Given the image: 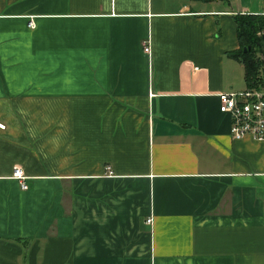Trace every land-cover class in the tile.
<instances>
[{"label": "crops", "instance_id": "0c3cea01", "mask_svg": "<svg viewBox=\"0 0 264 264\" xmlns=\"http://www.w3.org/2000/svg\"><path fill=\"white\" fill-rule=\"evenodd\" d=\"M263 2L0 0V264H264V143L217 98Z\"/></svg>", "mask_w": 264, "mask_h": 264}, {"label": "built area", "instance_id": "2783aa9c", "mask_svg": "<svg viewBox=\"0 0 264 264\" xmlns=\"http://www.w3.org/2000/svg\"><path fill=\"white\" fill-rule=\"evenodd\" d=\"M238 14H251L264 16V2L259 12L240 11ZM264 34V32H261ZM143 51L148 52L146 42H143ZM261 82L256 86H248L238 91H225L217 94L218 109L227 113L230 118L229 136L240 139L244 136L264 143V63L260 68ZM4 125L0 123V128ZM106 175H111L108 165L104 167ZM10 178L16 180L20 189L27 188L22 168L14 164L11 167ZM149 222V219L146 220Z\"/></svg>", "mask_w": 264, "mask_h": 264}, {"label": "trees", "instance_id": "16d2710c", "mask_svg": "<svg viewBox=\"0 0 264 264\" xmlns=\"http://www.w3.org/2000/svg\"><path fill=\"white\" fill-rule=\"evenodd\" d=\"M233 21L238 48L229 55L242 64L246 86H256L261 82L260 68L264 63V16L236 14Z\"/></svg>", "mask_w": 264, "mask_h": 264}, {"label": "rangeland", "instance_id": "374dc122", "mask_svg": "<svg viewBox=\"0 0 264 264\" xmlns=\"http://www.w3.org/2000/svg\"><path fill=\"white\" fill-rule=\"evenodd\" d=\"M243 3L244 2H246L247 0H241ZM243 7H246L247 6V4H241ZM237 80H236V84H240L241 86L243 85V82H244V80H243V74H242V71L239 69V68H237Z\"/></svg>", "mask_w": 264, "mask_h": 264}, {"label": "water", "instance_id": "95a60500", "mask_svg": "<svg viewBox=\"0 0 264 264\" xmlns=\"http://www.w3.org/2000/svg\"><path fill=\"white\" fill-rule=\"evenodd\" d=\"M261 39H262L263 44H264V34H262ZM243 50H244V49H243Z\"/></svg>", "mask_w": 264, "mask_h": 264}]
</instances>
